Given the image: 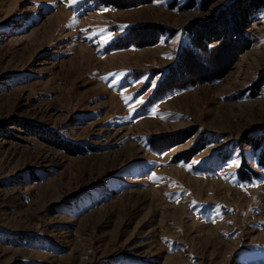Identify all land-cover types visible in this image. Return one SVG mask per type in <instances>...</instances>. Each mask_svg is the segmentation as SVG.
<instances>
[{
  "label": "rangeland",
  "instance_id": "obj_1",
  "mask_svg": "<svg viewBox=\"0 0 264 264\" xmlns=\"http://www.w3.org/2000/svg\"><path fill=\"white\" fill-rule=\"evenodd\" d=\"M256 2L0 0V264H264Z\"/></svg>",
  "mask_w": 264,
  "mask_h": 264
},
{
  "label": "trees",
  "instance_id": "obj_2",
  "mask_svg": "<svg viewBox=\"0 0 264 264\" xmlns=\"http://www.w3.org/2000/svg\"><path fill=\"white\" fill-rule=\"evenodd\" d=\"M255 5H258V6H263L264 5V0H257V2L255 3ZM198 31L200 32H203L202 28H198L197 29ZM204 33V32H203ZM70 145H65V147H67L66 149L69 150V147ZM71 153V152H70ZM264 165V164H263Z\"/></svg>",
  "mask_w": 264,
  "mask_h": 264
}]
</instances>
